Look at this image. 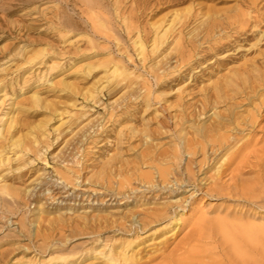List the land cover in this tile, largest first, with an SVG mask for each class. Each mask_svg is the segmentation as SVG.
Listing matches in <instances>:
<instances>
[{"label":"rangeland","instance_id":"rangeland-1","mask_svg":"<svg viewBox=\"0 0 264 264\" xmlns=\"http://www.w3.org/2000/svg\"><path fill=\"white\" fill-rule=\"evenodd\" d=\"M195 3L158 4L137 23L95 29L51 20L54 12L47 13L46 0H0V264H104L108 246L97 238L104 244L134 241L129 253L134 251L144 264H156L159 258L149 259L161 241H169V250L187 232L210 231L206 223L211 219L231 222L241 215V220L264 224V210L235 196L207 194L201 186L178 196L184 205L177 213L179 222L159 221L128 237L108 223L128 211L159 207L168 198L146 202L138 197L125 206L110 205L102 192L110 182L128 179L137 188L140 181L131 176L133 171L152 172L154 166L183 171L189 158L184 141L204 143L203 130L220 121L217 116L225 115L231 102L236 115L244 117L253 111L251 104L264 99V80L254 91L249 88L252 79L258 82L256 75L264 74V7L257 12L243 0L208 1L222 14H260L261 22L223 28L221 38L155 36L156 26L162 31L176 14L198 7ZM257 3L259 7L264 0ZM137 6L125 15L139 13ZM65 12L77 16L69 8ZM197 22L184 32L194 31ZM237 29L254 34L248 38L236 34ZM163 69L167 78L162 76L161 83L170 74L187 75L170 86L164 81L162 88L152 74ZM220 89L232 98L214 99ZM141 93L150 98L143 106L138 104ZM209 95L214 101L207 104ZM203 103L208 106L201 110ZM255 133V139H264V130ZM201 157L199 151L191 158ZM219 162L200 174L207 185ZM48 176L60 181L58 186ZM39 180L31 195L27 189ZM61 185L65 193H60ZM61 194L67 197L62 200ZM99 216H109L108 221L97 224Z\"/></svg>","mask_w":264,"mask_h":264},{"label":"bare ground","instance_id":"bare-ground-1","mask_svg":"<svg viewBox=\"0 0 264 264\" xmlns=\"http://www.w3.org/2000/svg\"><path fill=\"white\" fill-rule=\"evenodd\" d=\"M186 1L188 0H46V3H48L46 10L49 14L54 12V14L50 15L48 18L57 21L60 25L71 26L73 24L81 23L89 24L92 28L96 29L104 25L106 26L108 23L131 25L132 23L134 24V22L137 23L141 21L144 15H146V11H148L149 8L157 7L158 4H179ZM190 1L196 2L195 4L198 7H189L186 11L182 12V14H176V16L166 24L167 26L162 29V31L158 30L160 24L156 26L154 29L156 37L168 38V36L173 34L176 38H221L223 36L220 32H224L221 31L223 28H231L232 25L240 24L242 22H248L249 24H247V26L252 22L257 24L261 22V20H259L260 14L252 16L247 11L236 10L232 12V15H226L222 14L221 10L218 8L206 4L208 1L219 2L220 0ZM243 1H246L249 4V7L255 9L257 12L261 7H264V3L258 7L257 0ZM53 2L57 4V7L52 8ZM137 5L139 6V13L125 15V12L129 7L133 9V7ZM65 7L66 10L69 8L70 11L77 16L68 15L65 12L66 10L63 9ZM197 20L198 22L196 25H198L194 28V31L184 32L185 27L190 26ZM176 30L177 32L174 33ZM235 31L236 34L243 33L246 37L254 34L253 31H250V34H247L246 29L242 31L237 29ZM150 33V30H145L144 36L148 38V36L150 37ZM181 41L184 42L185 40ZM177 46L175 48H177ZM179 49L180 48L178 47L176 50L180 51ZM178 51H176V53ZM178 58H180V55ZM188 58H186V60ZM192 59L188 60L191 62ZM186 64L187 63H185V65ZM185 69L187 70L188 66ZM163 71L165 72L163 69L161 73H159L157 70V72L154 71V74H152L154 75L155 85L162 88L164 87V85H162L164 81L166 82L165 86H170L173 81L179 82L185 78V75H187L186 73H178L170 77V74L168 75V79L161 83L160 80L162 81L163 78H160L162 76L166 77L167 75L166 72L164 73ZM255 78H258V82L254 84L252 79L249 87L251 92L261 85L262 82L260 81L264 80V74L260 73L256 75ZM144 85H146V83ZM218 92L214 94V99L221 98L226 101V99L230 100L232 98L224 89H220ZM254 93L255 92H253V94ZM141 97L142 98L138 101V104L143 106L146 99L148 100L150 98L148 93H141ZM248 99L250 100L249 96ZM207 100L208 103L205 102L207 104L214 101L211 100L210 95ZM205 103L202 104L201 110L206 109L205 107L208 106H206ZM231 103L233 107V104L235 103ZM146 104L148 103H145V105ZM231 105L226 107L225 115L222 114L223 116H217L220 121L217 120L216 124L212 122L211 125L209 124V126H206L205 130H203L206 134L205 137L207 136L204 143L198 142L197 140L184 141L185 153H187L186 155H189V158L183 171L179 167L169 169L168 166L167 168L154 166V171L152 172L140 171L139 173H136V171H133L131 176L135 178V180L137 179L140 181L137 188L130 186L128 179L126 181L119 180L115 183L114 181L109 184L107 183L108 186L105 190H102V192H104L106 196L105 203L109 202L110 205L125 206L129 203H133L138 197H142L143 201L146 202H150V198H156L157 200V198H163L164 195L168 197L166 198V201L160 203L161 205L159 207L144 208V210L139 213L128 211L125 214H121L118 218H112L108 223H111L114 231L128 237L135 233L142 232V230L146 228L149 230L152 226L159 224V221L163 222L164 220H171L170 222H172L173 218H175V220L179 222L180 217L177 216V213H181L182 206L184 205H182L183 202L180 204L178 196L197 186H201L203 189L206 187L207 194L235 196L246 205L256 206L259 210H264V139L259 140L257 137V140L253 137L254 134L256 137V130H264V124L261 123V120L264 119V99L259 100L258 103L251 104L253 108V111H251L252 113L250 112L244 117H240L239 114L237 116L235 110L231 109ZM244 131H248V133L245 135ZM208 132H210V134L211 132H214L215 135H209ZM86 136L89 137L87 133H85L84 137ZM199 151L202 152L201 159L196 160L195 158V160H193L192 158ZM182 156L183 151L182 153L180 152V159L183 158ZM220 159L221 161L219 162ZM218 162L219 164L214 168L215 174L207 178V180L210 179V184L208 183L209 185H207L205 178V181H202L203 178H200L199 176L202 172L206 171L205 169L214 167ZM174 165H177V163ZM46 179H49L51 182H56L55 185L60 182L49 178V176L46 177ZM40 183L41 180L37 181V183L27 189V192L34 195V192L37 190L36 187ZM58 188L61 190L60 193L66 192L63 185ZM133 189L135 192L141 193V195L138 196L137 194H134L135 192L132 193ZM65 197H67V195L61 196L62 200ZM240 216L238 217L242 219L243 216ZM108 217H106L107 219L102 217V219L99 216L95 222L100 225L107 222ZM241 219H235V221L231 222L225 221L224 218L211 219L206 223L208 224V229H210V231L206 232L207 234L203 233L202 235L195 231L187 232V234H185L184 237L169 250L167 249L169 241L163 240L161 241L160 246L153 247L154 251L158 252L153 255V257H150L149 260L159 258L160 260L156 264H264V224H255ZM149 234H151V232L146 233L145 236ZM97 240L102 243L101 245L103 247L104 245L108 246L107 251L102 254L104 264H144L145 262H142L141 258L137 257L134 251L129 253L128 248L132 246L134 241H129V239L127 241L125 239L116 242L110 239L108 240L110 243L105 241L107 243L104 244L103 240L100 238H97Z\"/></svg>","mask_w":264,"mask_h":264}]
</instances>
